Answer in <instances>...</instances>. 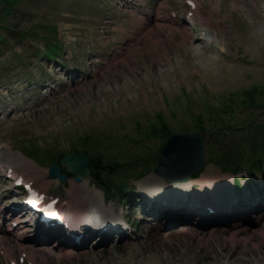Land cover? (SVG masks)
<instances>
[{"label": "rangeland", "instance_id": "rangeland-1", "mask_svg": "<svg viewBox=\"0 0 264 264\" xmlns=\"http://www.w3.org/2000/svg\"><path fill=\"white\" fill-rule=\"evenodd\" d=\"M1 3L0 221L5 210L27 216L2 223L11 232L0 228V264H264V165L251 173L244 159L234 173L219 159L264 146V0ZM163 124L209 135L194 181L165 185L154 175L166 142L152 133ZM77 152L127 193L108 202L89 176L79 190L95 199L86 208L129 228L76 244L78 232L58 227V245L80 248L53 250L32 233L22 200L28 192L59 208L81 202L74 177L49 174L51 162ZM19 159L35 169H16ZM14 169L28 185L13 186Z\"/></svg>", "mask_w": 264, "mask_h": 264}, {"label": "water", "instance_id": "water-1", "mask_svg": "<svg viewBox=\"0 0 264 264\" xmlns=\"http://www.w3.org/2000/svg\"><path fill=\"white\" fill-rule=\"evenodd\" d=\"M210 138L207 132L181 133L173 135L159 153V162L154 175L172 183H188L208 163L205 150ZM90 157L85 153H71L64 156L60 164L54 165L49 174L61 182L67 180L63 168L75 182L81 183L90 175Z\"/></svg>", "mask_w": 264, "mask_h": 264}, {"label": "trees", "instance_id": "trees-1", "mask_svg": "<svg viewBox=\"0 0 264 264\" xmlns=\"http://www.w3.org/2000/svg\"><path fill=\"white\" fill-rule=\"evenodd\" d=\"M2 1V7L8 10H11L13 8V5L15 4L16 0H1ZM50 55L55 53V50L51 49ZM49 55V54H48ZM255 93L256 91H252L248 93V97H251L252 103H254L255 99ZM231 129V128H230ZM200 130H204V128L201 126ZM155 137L160 139L163 142H167L175 133H173L167 125L163 124L160 129H154L152 133ZM35 152L31 151L29 152L28 158H35L34 157ZM63 157V156H62ZM54 157H52V160L54 161ZM220 161L223 162V165L225 166L226 170L234 173H238L242 170L240 168V165L242 164V161L246 159L248 163L250 164L249 170L251 173H255L254 171L262 170L263 163H264V146H258L256 143L251 147V151L248 153L247 157L244 158L240 156V154L231 155L229 153L223 154L220 158ZM61 159H57L54 162H51L53 165L59 164ZM52 165V166H53ZM261 168V169H260ZM89 171H90V177L92 178V181L95 185L99 186L104 195L105 198L108 201H112L114 197L120 196L125 197L126 192L124 191L123 187L124 185H115L110 181H103L102 180V173L105 171L104 167L98 160H95L94 158L90 160L89 164ZM64 173V172H63ZM237 188H239L238 182L235 184Z\"/></svg>", "mask_w": 264, "mask_h": 264}, {"label": "bare ground", "instance_id": "bare-ground-1", "mask_svg": "<svg viewBox=\"0 0 264 264\" xmlns=\"http://www.w3.org/2000/svg\"><path fill=\"white\" fill-rule=\"evenodd\" d=\"M195 5H196V0H195ZM196 9V8H195ZM213 15V14H212ZM212 18H213V16H212ZM205 25L207 26V27H209V26H211L212 28H213V22H211V21H209V20H206L205 21ZM18 161V160H17ZM18 167H24V168H27V169H29L30 171H33L35 168H33L32 166H30V164H28L27 162H24V160H22V159H19V162H17L16 164H15V168L16 169H18ZM15 170V169H14ZM12 177L15 179V180H17V182L19 181V179H18V177H16V170L15 171H12ZM204 178H205V176H204ZM164 180V179H163ZM165 181V180H164ZM192 181H194V180H191L190 182H192ZM20 182V181H19ZM190 182H188V183H190ZM77 183V182H76ZM167 183H169L170 185H175V184H179V183H172V182H170V181H165V185H168ZM182 184H185V183H182ZM187 184V183H186ZM73 187H74V189L76 190V193H73L72 194V196H73V200H74V198H78V197H80V199L82 200L81 202H79V201H77V203L76 202H74V204L72 205V209H70L69 208V211H72V212H74L75 211V213L76 214H79V216H81L80 217V219H89L90 220V224L91 223H94V224H96L95 226H98V227H103L105 224H106V221L105 220H99L98 218H96L94 215V213H89V211H92L93 210V208H91V207H89V208H86L87 207V205L89 204V203H92V204H94L95 203V199L93 198V196H92V193H90V194H87V196H91L90 198H88L87 200L85 199L86 197H83L80 193V191L79 190H82L83 188H90V184H89V181L87 180V179H83L82 180V182L81 183H77V184H73ZM92 189V188H91ZM87 190V189H86ZM93 190V189H92ZM79 192V193H78ZM76 194V195H75ZM19 206V205H18ZM26 210H28V212L29 213H31V215L30 216H32V220H35V215L38 213V209H32L31 210V208L29 209L27 206H23ZM97 210H101V209H97ZM103 212H105L104 210H102ZM83 212H88V213H83ZM83 213V214H82ZM67 215V214H66ZM72 215V214H71ZM89 217V218H88ZM59 218V217H58ZM108 220L110 221L109 222V225L111 224V225H116V224H114V221L111 219V217L109 216V218H108ZM67 221H68V219H67ZM76 226V225H75ZM75 226H73V227H68V230H67V226H66V232H69V233H73V232H78V233H83V234H85V232H86V234H85V238H87L88 237V240H83V242L84 243H86L87 241H89V240H91L95 235H99L100 237H101V239H102V237H105V238H110L111 237V230L110 231H108V233L107 232H105V233H101L98 229H93V230H88L89 232H91V233H89L88 234V231H86V230H80L78 227H75ZM106 227H109L108 225L106 226ZM241 229V228H240ZM242 231V230H241ZM60 233V232H59ZM234 233V232H233ZM243 233V232H242ZM77 238H80V236L79 237H77ZM84 238V239H85ZM66 244H68V245H66L67 247H69L70 249L71 248H74L75 246H78V245H76L75 243H72V242H70V241H67L66 242ZM44 248V247H43ZM38 251H42V252H44V253H49V252H51V250H47V251H44V250H42V247L41 248H39V249H37Z\"/></svg>", "mask_w": 264, "mask_h": 264}]
</instances>
